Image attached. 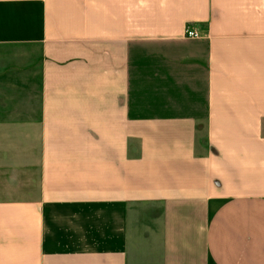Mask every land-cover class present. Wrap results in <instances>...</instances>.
<instances>
[{
    "label": "crops",
    "instance_id": "crops-1",
    "mask_svg": "<svg viewBox=\"0 0 264 264\" xmlns=\"http://www.w3.org/2000/svg\"><path fill=\"white\" fill-rule=\"evenodd\" d=\"M0 264H264V0H0Z\"/></svg>",
    "mask_w": 264,
    "mask_h": 264
},
{
    "label": "built area",
    "instance_id": "built-area-1",
    "mask_svg": "<svg viewBox=\"0 0 264 264\" xmlns=\"http://www.w3.org/2000/svg\"><path fill=\"white\" fill-rule=\"evenodd\" d=\"M186 36L188 38H198V35L190 30L187 31Z\"/></svg>",
    "mask_w": 264,
    "mask_h": 264
}]
</instances>
